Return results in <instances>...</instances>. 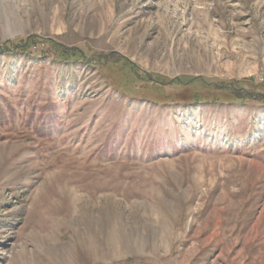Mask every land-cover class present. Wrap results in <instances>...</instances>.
Listing matches in <instances>:
<instances>
[{
    "label": "rangeland",
    "instance_id": "1",
    "mask_svg": "<svg viewBox=\"0 0 264 264\" xmlns=\"http://www.w3.org/2000/svg\"><path fill=\"white\" fill-rule=\"evenodd\" d=\"M258 95L264 0H0V264H264Z\"/></svg>",
    "mask_w": 264,
    "mask_h": 264
},
{
    "label": "bare ground",
    "instance_id": "2",
    "mask_svg": "<svg viewBox=\"0 0 264 264\" xmlns=\"http://www.w3.org/2000/svg\"><path fill=\"white\" fill-rule=\"evenodd\" d=\"M120 230L118 223L114 221H107L102 224L99 228H89L90 232L84 240L87 242V247L90 251H97L102 244H114L120 239L117 232Z\"/></svg>",
    "mask_w": 264,
    "mask_h": 264
},
{
    "label": "trees",
    "instance_id": "3",
    "mask_svg": "<svg viewBox=\"0 0 264 264\" xmlns=\"http://www.w3.org/2000/svg\"><path fill=\"white\" fill-rule=\"evenodd\" d=\"M38 37L36 36H28L26 39H24V41H22V43H16L14 44L13 46L15 47L16 50H23V52H26L27 49L26 47L29 46V44L31 42H34L35 40H37ZM10 43H6L3 45V51L6 52V51H11L12 49H10L9 45ZM248 98H254L253 95H247ZM256 100H264V95H258L257 97H255Z\"/></svg>",
    "mask_w": 264,
    "mask_h": 264
},
{
    "label": "crops",
    "instance_id": "4",
    "mask_svg": "<svg viewBox=\"0 0 264 264\" xmlns=\"http://www.w3.org/2000/svg\"><path fill=\"white\" fill-rule=\"evenodd\" d=\"M261 247V246H260ZM253 248H254V245H253ZM259 251H260V249H259ZM209 264H215L213 261H211ZM216 264H225V263H223V262H219V263H216Z\"/></svg>",
    "mask_w": 264,
    "mask_h": 264
},
{
    "label": "built area",
    "instance_id": "5",
    "mask_svg": "<svg viewBox=\"0 0 264 264\" xmlns=\"http://www.w3.org/2000/svg\"><path fill=\"white\" fill-rule=\"evenodd\" d=\"M262 79V78H261Z\"/></svg>",
    "mask_w": 264,
    "mask_h": 264
}]
</instances>
